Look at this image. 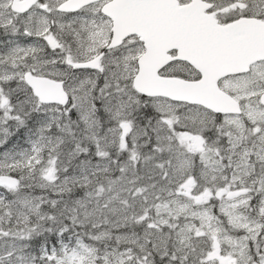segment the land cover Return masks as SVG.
Here are the masks:
<instances>
[{"label":"snow or ice","instance_id":"obj_1","mask_svg":"<svg viewBox=\"0 0 264 264\" xmlns=\"http://www.w3.org/2000/svg\"><path fill=\"white\" fill-rule=\"evenodd\" d=\"M0 264H264V0H0Z\"/></svg>","mask_w":264,"mask_h":264}]
</instances>
